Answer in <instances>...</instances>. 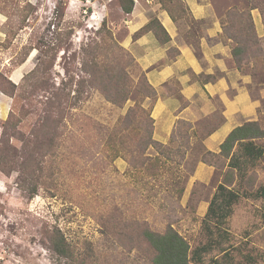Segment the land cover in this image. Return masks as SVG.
<instances>
[{"label":"rangeland","instance_id":"rangeland-1","mask_svg":"<svg viewBox=\"0 0 264 264\" xmlns=\"http://www.w3.org/2000/svg\"><path fill=\"white\" fill-rule=\"evenodd\" d=\"M226 1L246 6L213 0L218 12ZM254 1L262 30L240 70L260 98L264 0ZM118 7L0 0V264H152L143 232L168 228L190 250L219 243L203 264H264V155L237 172L205 154L188 125L154 140L153 95L113 29ZM257 124L264 132V113ZM253 144L264 150V137ZM200 161L214 167L208 181L194 179ZM219 184L237 199L210 235L203 219ZM54 232L71 256L52 251Z\"/></svg>","mask_w":264,"mask_h":264},{"label":"crops","instance_id":"crops-1","mask_svg":"<svg viewBox=\"0 0 264 264\" xmlns=\"http://www.w3.org/2000/svg\"><path fill=\"white\" fill-rule=\"evenodd\" d=\"M132 1L129 14L117 8L120 21L113 29L124 30L121 46L152 88L154 140L167 144L173 132L188 125L189 132L200 137L205 154L218 155L231 131L258 122L264 113V86H256L262 93L259 98L250 77L233 64V43L223 36L224 14L213 0ZM230 6L226 1L224 8ZM251 16L259 33L261 15L254 9ZM151 20L166 36L159 40L153 31L136 35ZM213 176L212 165L197 164L195 180L208 181Z\"/></svg>","mask_w":264,"mask_h":264},{"label":"trees","instance_id":"trees-1","mask_svg":"<svg viewBox=\"0 0 264 264\" xmlns=\"http://www.w3.org/2000/svg\"><path fill=\"white\" fill-rule=\"evenodd\" d=\"M133 5L132 0H118V6L125 14L131 13ZM258 8L257 2L246 0V6L242 12L232 5L230 8L225 9L223 13V36L233 43L231 57L234 66L239 70L242 55L247 54L258 43L251 16V11ZM146 31H153L159 40L161 35L166 36L163 28L158 23H155L154 20H151L136 35ZM148 87L153 95L152 88L149 85ZM262 137H264V132L259 129L257 122L245 123L231 131L221 144L220 153L217 156L229 158L227 166L240 172L242 165L247 161L263 157L264 150L253 144L254 139ZM216 188L203 219L204 228L210 235H214V232L210 229L209 223L214 222L219 226L225 224L231 214V207L237 199V195L227 191L222 184H219ZM258 194L264 199V184L259 188ZM143 236L154 251L152 264H203V255L210 251L214 245L219 244L214 243L211 246H200L190 250L185 239L172 228H168L162 234L144 230ZM51 238L52 251L56 255L59 257L71 256L68 244L65 243L63 236L59 235L58 232H54ZM211 264L220 263L218 260H212Z\"/></svg>","mask_w":264,"mask_h":264}]
</instances>
